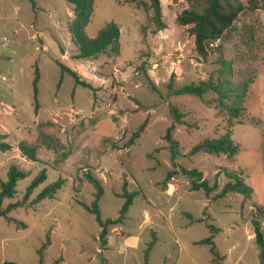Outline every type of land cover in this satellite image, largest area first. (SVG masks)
I'll use <instances>...</instances> for the list:
<instances>
[{
	"label": "rangeland",
	"instance_id": "1",
	"mask_svg": "<svg viewBox=\"0 0 264 264\" xmlns=\"http://www.w3.org/2000/svg\"><path fill=\"white\" fill-rule=\"evenodd\" d=\"M233 1L244 8L201 56L189 26L176 21L189 6L187 0H160L161 29L150 19L152 10L140 3L94 0L84 36L95 38L114 21L120 29L118 46L77 58L69 2L0 0V140L11 145L0 150V181L7 179L11 164L28 172L2 206L21 200L42 168L46 178L29 200L64 180L55 197L8 211L25 226L0 216V264H38V249L47 235L41 264H259L252 220L259 219L264 235L258 211L264 209V7ZM57 61L85 84H75ZM36 66L37 109L32 85ZM201 80L226 89V103L237 95L231 88L246 84L241 116L230 117L214 90L201 96L169 90V84L178 88ZM170 105L184 113L185 123L172 131L177 164L198 169L210 184L217 180L209 195L202 188L190 190L189 178L179 170L164 181L167 171L175 169L163 138L172 121ZM143 122L140 135L127 145ZM227 128L238 146L236 154H189L197 142L217 138ZM40 132L55 140L42 142ZM20 141L36 147V161L22 155ZM226 171L240 174L252 187L251 195L229 192L215 198L230 180ZM88 175L102 187L98 207L103 221L118 217L124 182L133 193L125 217L107 226L104 243L96 215L82 205H90L96 191ZM211 234L220 260H212L207 244L196 243Z\"/></svg>",
	"mask_w": 264,
	"mask_h": 264
},
{
	"label": "trees",
	"instance_id": "2",
	"mask_svg": "<svg viewBox=\"0 0 264 264\" xmlns=\"http://www.w3.org/2000/svg\"><path fill=\"white\" fill-rule=\"evenodd\" d=\"M33 4V0H30ZM72 5L73 19L69 25V31L72 36V41L76 46V57L77 58H87L94 57L101 53L109 52L112 49H117L118 39L120 29L119 26L114 21L107 22L97 33L95 38H87L84 36V27L89 22L92 11L94 0H66ZM127 1V0H126ZM129 2H134L137 4H142L143 7L148 10H152V15L150 19L154 22L156 29H161L164 27V22L162 21L161 14V4L160 0H128ZM188 7L183 8L176 16L177 23L181 25H188L189 32L194 37L195 50L201 56L207 55L209 51L210 43L215 42L220 39L224 33L232 26L233 22L237 18L238 14L244 8L240 3H235L233 0H187ZM249 6L251 8L264 7V0H249ZM61 72H68L75 78V84H85L84 81H80L76 72L70 69L67 65L61 61H57ZM38 81L39 72L37 66L35 67V76L32 81L34 99H35V109L38 107L37 94H38ZM169 90L173 94H192L201 96L204 92L208 90H214L217 94V102L220 107L227 110L228 114L232 118H238L241 116V112L244 107L241 105L243 97L247 89V85L244 84L243 88L239 86L231 88L237 92L236 97H234L231 103H226L224 98H229L226 96V89L222 90L219 85L213 83L212 80H201L197 84L189 83L178 88H173L169 84ZM239 91V92H238ZM170 112L172 121L166 128L163 138L169 143V148L171 152V162L175 169L168 170L164 181L169 180L177 170L189 178L190 190H198L200 188L205 190V193L209 195L218 187L217 180L213 181L212 184L202 177L201 171L196 168H185L177 164V154L179 153L178 143L173 138L172 131L175 129L177 124L185 123L183 121L184 113L181 112L175 105H170ZM145 127V122H143L136 131H134L127 142L128 144L133 143L135 138H137ZM4 135H0V139ZM39 139L42 142H47V140L54 141L55 139L50 135L40 132ZM49 144V143H48ZM11 145L7 142L0 140V150H8ZM18 147L27 159L31 161H36V147L32 144H28L26 141H20ZM238 146L231 138V130L227 128L226 131L217 138H204L197 142L190 150L189 154H196L199 152H206L210 154H226L234 155L237 153ZM28 172L19 169L15 164H11L8 168L7 179L0 181V216L6 217L8 221H13L18 226H25L23 222L17 221L7 215L8 211L22 205H34L39 203L45 198H53L57 190L62 186L64 180L58 179L51 184L45 186L41 189L31 200L29 197L33 193L34 189L43 182L46 178V169L42 168L27 184L24 195L21 200L16 202H11L7 206H2V201L6 197H13L16 192V183L19 179L24 178ZM227 176L230 178L220 191L214 196L215 198L225 196L229 192L242 193L244 196H250L253 192L251 186L246 184L241 177L235 171H226ZM89 181L96 188L94 199L90 205L82 204L86 210L96 215V220L102 226L101 230V241L105 242V235L107 234V226L121 221L132 203L133 193L126 191L124 182L123 197L124 202L119 210V215L116 219L107 218L102 220L100 217L98 200L102 195V187L96 177L88 175ZM29 200V201H28ZM259 213L262 218H264V209L259 208ZM191 220L190 214L187 215ZM259 217V216H258ZM255 243L258 247V257L259 264H264V235L260 228V221L258 218L252 220ZM211 231H216V227L212 224H208ZM46 241L38 249L39 261L38 264L42 263L43 250L49 243V236H46ZM197 244H207L209 252L212 255V260L216 261L217 258L220 260L222 257L219 255L215 248V243L213 240V235H209L203 239L196 241ZM153 245V240L148 243L145 250V258L147 260L150 248ZM11 264H17L10 262Z\"/></svg>",
	"mask_w": 264,
	"mask_h": 264
},
{
	"label": "water",
	"instance_id": "3",
	"mask_svg": "<svg viewBox=\"0 0 264 264\" xmlns=\"http://www.w3.org/2000/svg\"><path fill=\"white\" fill-rule=\"evenodd\" d=\"M3 264H11L10 262H5V263H3Z\"/></svg>",
	"mask_w": 264,
	"mask_h": 264
}]
</instances>
